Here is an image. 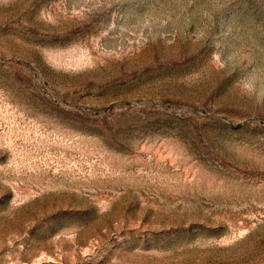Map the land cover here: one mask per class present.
I'll list each match as a JSON object with an SVG mask.
<instances>
[{"label":"rangeland","instance_id":"374dc122","mask_svg":"<svg viewBox=\"0 0 264 264\" xmlns=\"http://www.w3.org/2000/svg\"><path fill=\"white\" fill-rule=\"evenodd\" d=\"M264 0H0V264H264Z\"/></svg>","mask_w":264,"mask_h":264},{"label":"clouds","instance_id":"9594fccd","mask_svg":"<svg viewBox=\"0 0 264 264\" xmlns=\"http://www.w3.org/2000/svg\"><path fill=\"white\" fill-rule=\"evenodd\" d=\"M242 87L246 93L255 96L258 101L264 103V80L249 78L244 81Z\"/></svg>","mask_w":264,"mask_h":264}]
</instances>
